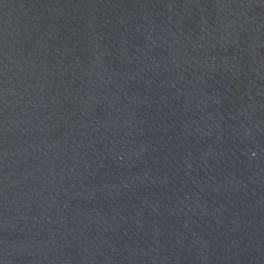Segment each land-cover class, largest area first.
<instances>
[{"label": "water", "instance_id": "obj_1", "mask_svg": "<svg viewBox=\"0 0 264 264\" xmlns=\"http://www.w3.org/2000/svg\"><path fill=\"white\" fill-rule=\"evenodd\" d=\"M0 264H264V0H0Z\"/></svg>", "mask_w": 264, "mask_h": 264}]
</instances>
